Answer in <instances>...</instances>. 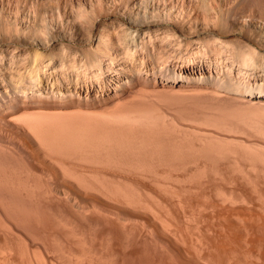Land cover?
<instances>
[{
	"label": "bare ground",
	"instance_id": "6f19581e",
	"mask_svg": "<svg viewBox=\"0 0 264 264\" xmlns=\"http://www.w3.org/2000/svg\"><path fill=\"white\" fill-rule=\"evenodd\" d=\"M35 1L38 0H14L13 14L19 11L22 2L25 4L30 3L31 7H34L33 4ZM43 1L44 0H41L42 5L44 3ZM10 2L12 1L0 0L1 35L4 34L6 27L14 28L13 26L8 25V14H2L4 10L11 8ZM160 2L164 3L163 8H160V6L157 5ZM166 2L167 0H126V8L132 15L127 21L128 26H124L123 23H120L122 28L120 29L121 32L119 31L117 37V44L123 45L124 49L126 50V54H129L130 51H133V48H135L136 51L139 44V50H141L140 60L142 59L141 61L138 60L139 63L135 62L133 64V62H131L130 65L132 66L129 68V74L125 73L123 76L120 71H118L115 67H112V65H114V63L119 59L117 58L118 52L114 47V43L116 41L110 38L112 33L109 31V29H104V33L101 37L102 39L98 42L96 47L90 46L83 52L81 50V56H83L81 59L83 58V63L80 64L86 68L88 66L92 67V65L93 67L95 66V68H98L99 74L94 72L95 70H92V73L93 75L98 74L99 77L96 75V79L100 78L99 87H101V91H104L103 94H96V96L92 98L94 104L98 107L104 108L116 104L115 108L107 111L100 110L99 112L96 110L98 113L72 112L63 114L57 111H35L37 107L47 108L49 104L61 109L62 105L67 103L66 101H74L76 97L78 98L80 95L78 94V90H73V88L69 86V84H71L74 80L72 81L70 77L63 75L67 79L62 76V80H66V82L69 84L65 85L66 88L62 90V83L61 80H58L59 78L55 79L59 81V84L57 81L56 84L52 80L51 86L47 87L46 84L38 86L40 84L38 78L40 77L36 75L34 78L31 76V80L29 79L31 82L29 81V83H32V85L30 84L29 89H26L25 86L18 87V85H14L12 82L13 79H11V83L9 81L10 79L8 80L6 76L0 74V132L3 130L2 126L6 123L5 121L9 123L13 122L16 129L14 133L20 145L26 144L27 147H30L33 150H37L39 152L41 151L42 153L45 152L44 154H59L56 155V158L61 160L60 162L55 158V155H53L54 157H51L50 155L49 156L53 158L52 160L55 158L56 161H58V167L60 166L58 168L59 170L64 166L61 168L62 171H60L61 173L63 172L62 174L66 172L65 174H70V176L67 175L69 178L73 176L71 179L72 181L75 179V187L78 190H83L84 192L93 191L95 194L96 191L97 194H100L101 192L104 194V198L106 197L105 195H107L110 197L109 199H114V203H123L122 205H128L129 208L134 207L135 209L140 210V212H146L147 214L145 213V216L148 215L152 220L157 222L156 227L158 225L161 230L169 232L168 234H171V237L174 240L175 238L173 236L178 238L175 240V243L177 240H179L178 243L183 245L184 243H187L186 241H188L189 237L190 241H195L197 236L195 237L194 235L195 239H191L192 237L191 234L189 235V233L196 232V235L199 234L200 237H203V235L204 237H206V235L209 237V235H211L210 238H206V240L210 239L208 240V243L201 242L202 237H198V239L200 238V243L196 240L197 242L195 241L190 244L191 242L189 241L190 246L188 244L187 247L192 249L195 244L197 248H194L197 250L195 251L194 249V252L192 249V253L194 252L193 254H195L198 251V246L200 245L199 251H203L204 255L209 257V262H207V264L210 263V261V264H212L214 261L215 263L220 261L223 262V260L226 259V256L228 257L232 254L234 257H231V255V259H226L230 262L232 258L239 257L240 254L237 253L238 256H236V252L242 251L243 253V251H246V246L244 244H248L250 248V244L255 245L256 247V242L259 244V246H257L259 249L256 248L257 251H255L256 255L258 256L249 254L252 253V251H250L248 247L247 249H249V253L247 251V255L249 257L252 256L256 258L257 261L254 262L255 260H251V257H245L249 258L252 264H264V125L263 121L261 120L264 115L255 114L257 113L256 110L258 109L253 108V105H251L253 109L252 111L251 106H249V102L252 104L262 100L263 98L261 97L262 99H259V97L264 95V93L261 94L262 91H260V89L251 85L243 86L246 85L245 80L249 78L247 77V74L251 68L247 69V74V70L244 71V69L250 66L253 68L252 63H254L253 65L255 66V63L257 62V60L254 62L256 57L255 55L258 57L256 59L260 60V56L264 54L262 51L259 53L255 47L254 49L252 47H248V45H243V50H241L240 47L241 51L239 50L240 53L238 51L237 55L239 54V59L242 61L240 62L243 64V66H246L243 68L241 66L242 64L240 63V65L238 62V66L241 67V69L243 68L242 70L246 74L244 77L241 75L243 79L245 78L243 82L245 84L242 83V86L239 85L241 84L239 81L233 80L234 82H231L234 76L232 77L230 75V80L227 76L230 73H226L223 68H221L222 74L220 73L217 75H215V73L213 74L212 72H207L208 70L206 69L198 70L196 66L199 64H196L195 62L196 50L192 49L193 46L196 44H203V47L201 48H205V41L208 39V37L210 39L212 38L213 40L217 38L219 39L220 37L216 32L209 30L205 32V35H203L202 38L206 36L204 39H200V36V38L190 41L187 40L184 36V33H180L179 30L174 27V25L171 27H156L155 29H151V24L160 23V20L161 22H168V19L172 17H178V19L181 20L184 19L183 16L180 18V14H170L171 6H168ZM199 3L200 6L206 11L208 8H210L208 0H199ZM249 3L255 4L258 8L242 10V16L255 18L258 17L257 12H261V14L264 13V0H249ZM47 7L49 10H51V5H48ZM167 7L169 10L166 9ZM215 15L219 16L218 14ZM214 23L224 26L225 19L223 17L221 20H217V22L213 21V24ZM11 24L14 25L13 21ZM22 30H25V32L30 34H34L36 32V27L34 23H32L26 27H23ZM156 32L163 33L164 37L168 38L165 44V46H167L166 50L157 51L152 39L154 37L152 35L156 34ZM137 36L140 38L139 41H136ZM210 39L207 40V43ZM211 40L209 42H211ZM213 42L216 43L215 40ZM219 42L224 43L225 41L219 39L218 43ZM198 50V53L202 52V50L204 52H202L203 54L207 53L206 48ZM229 50L232 51L231 49ZM185 52L187 53L185 54ZM167 53V58L175 56L180 58L182 60L183 67L177 69L175 68L174 64L173 66L166 64V59H163V54ZM48 54L55 55L56 53L54 54V52H48ZM48 54L47 58H50V55ZM66 54L67 53H65V55ZM232 54V52H229V55L232 56ZM259 54L261 55L259 56ZM16 55H13V57ZM65 55L63 54L62 57L64 58ZM63 58L61 59V66L64 64V62H62ZM263 58L264 56H262L261 61L264 60ZM18 59L16 60L18 61ZM149 61L153 62L151 63ZM71 64V67H74L73 65L75 64ZM80 64L78 65V68H80ZM206 65L208 66L210 64L206 62ZM75 67H77V65H75ZM83 67L81 68L86 70V68ZM217 67L219 68V66ZM227 67H230V65H227ZM227 67L226 69L232 72V69H230L232 65L230 68ZM75 69L78 70L77 68ZM241 69H237L239 73L241 72ZM85 70L84 72H81V70L80 73H77V71L75 74L80 75L82 73V75H85L83 73L90 72ZM111 72H114L113 76H115L118 81L115 83L113 89L109 90L107 89L106 82L109 80V74ZM238 72V75L243 73L241 72L239 74ZM120 73L122 75H120ZM77 75L76 78H78ZM225 76H227L228 80H226ZM241 76L235 77H237V79L239 78L240 80ZM86 77L84 79L78 78L75 80L78 83L79 79H83L84 82ZM164 78L166 80L168 79L167 81H169L171 85L179 84L181 91L185 92L198 90L196 89L198 86H201V89H205L206 87L208 88L209 86H212L214 89L216 86L215 91H219V88L217 89V87H221L220 90L225 89V93H228V97L225 93H218H221L220 96H226L229 98V100L231 99L232 102L230 105L233 108L238 103L242 102L243 104L244 102L246 103L248 101L247 103L249 108L246 109L247 103H244L243 107H246L244 108V111H252L254 114L252 112L249 114L243 112L242 105L239 104L237 105L238 109L236 108L239 110V112L237 111V114L232 109V113H230L231 111L228 112L229 115L231 114L230 117L225 115V111V113H222L224 101H222L223 103L221 102V100L224 99H220V96H218V98L222 104L218 103V99V104L214 102V104L212 103L213 106L211 104V107L209 106L204 108V111H207L209 108H211V110L209 109L211 112H209V114L211 115V118L213 117L212 119L209 118L210 115H207L208 111L206 113L201 111L205 116H208L205 117L203 114H201V112L199 113L201 109H198L197 115V109L194 110L193 107H189V109H193V112L191 111L189 113V119L191 121L198 123L202 119V121H204L206 118L211 121L214 119L213 121L217 120L215 122L224 124V129L234 133L245 134V136L226 137L218 134L216 135L213 133H207L199 129H191L190 131V129H186L178 124L175 126L167 125L168 121H166L164 117L170 116V114L162 110L143 107L124 108L122 103L123 100L132 95L133 93L131 92L133 91H136V94L133 97H135L137 100L149 98L154 100L159 98L160 96L158 91L161 87L160 82ZM47 79L48 82H50L48 77ZM243 79L241 78V80ZM19 81H21V79ZM227 81L229 82L227 83ZM14 82L15 84L18 83L16 81ZM54 83L55 86L53 85ZM204 85L207 86L204 88L202 87ZM254 88L258 89V91H254ZM77 89L79 88L77 87ZM143 90H150V93L147 92L145 94V91L142 92ZM153 91L157 92L158 94L155 92L154 94ZM222 91L224 92V90ZM191 96L192 94H188L186 100L188 99L189 101L188 97L191 98ZM215 96L217 98V95ZM241 96L247 97V99L245 98L247 101H244ZM231 97H235V100ZM82 99L83 98L80 100ZM238 99H240V101H236ZM256 99L259 100L254 102ZM179 102L180 101L176 102V107L178 104L180 105V103H182ZM188 103H190V101ZM235 103L236 105L233 106ZM180 106H178V108L175 106L174 108L171 107V110L177 111L181 109ZM238 106H241V108ZM206 108L208 109L205 110ZM250 114H253L254 117ZM257 117H259V120L262 121H260L262 124L258 122ZM61 155L65 156L59 159ZM66 156L72 157L70 158L71 160L73 159L72 164H79V166L73 165L76 167L74 168L71 164V161L68 163L70 160L69 158V160H65ZM62 159L66 162L68 161L67 164L71 165H63L66 162H64ZM74 159L76 161L78 160V162H76ZM74 161L76 163H74ZM84 162H86L85 164L88 163L89 166L84 167L82 165ZM4 166L1 162L0 167ZM4 168L6 169V166ZM4 168H2L3 172H5ZM104 168H109V170H105ZM2 169L0 168L1 172ZM7 171L12 172V170L8 169L3 174L4 176L7 174V179H9V172L7 173ZM1 172L0 174L3 173ZM11 172L10 174L15 175L14 172ZM3 175H0V190L4 188L16 191L15 188L20 185L18 184L19 181L17 180L18 176H16V180L18 182H14L16 181L13 179L14 176L11 177L14 180V184L16 183V186L13 184V182L11 183L12 179L6 180L5 178L3 181ZM6 183L10 184L7 186ZM26 183L27 182H24L25 185H21L22 188L25 189V195L28 196L33 192V188L31 184L29 186L28 183ZM73 186L74 184L72 187ZM75 187L73 188L74 191ZM64 191L65 190H63V192ZM68 193L70 194L68 195ZM2 194L0 196V202L3 206L1 205L0 207L3 209V211L5 210V215L9 214L7 215L9 218L12 216L13 219L11 220H15V222L18 220V216L20 215H23L24 218L25 214L26 218V215L29 212L25 209H19V207L17 208L16 206L11 207L9 205L11 204V201L7 199L10 203H8V201L6 202L5 196ZM65 194H67V197H70L71 192H64V196L66 197ZM91 195L93 196V193ZM92 205L94 206V204ZM94 208H96L98 211L97 207L94 206ZM135 209L133 211H136ZM7 216L6 218H8ZM19 219L24 221L21 217ZM148 219L149 218H147V220ZM136 224L139 226V223ZM152 226L154 227L155 224L153 225L152 223ZM140 227L143 228V224ZM145 228L149 230L151 226H144V229ZM238 231L242 232L239 234L241 236L240 238H242V236L243 238H246L244 235L249 236H247L249 238L247 240H251L253 237L256 238L257 240L254 242L255 244H253L252 240V243H244L245 239H243L244 241L240 240L241 242L237 240L238 237L235 238L237 235L234 234H237ZM243 233L244 235H241ZM214 234L217 236L219 235L220 237L229 234V240L230 238L235 241L237 240L235 243L236 246L233 245V242L235 241H230L232 245H228L226 248L225 244L229 242L227 239L228 236H225L228 241H225V244L223 243L224 245H222V242L226 240L223 238L224 236L221 237L223 238V241L219 243L221 239L220 241L218 238L215 239L214 237L217 236H213ZM230 235L232 237H230ZM187 236L188 238H186ZM233 236H235V239H233ZM211 239H213V242L214 240H217L214 242L215 244L219 241L217 243L219 246H214L215 244L211 241ZM203 240L206 242L205 239ZM180 241H182V243ZM209 241H211L214 245L212 244V246ZM237 242H240L238 245L243 242L241 245L245 246H242L245 250L243 248V250H240L239 248H241V245L238 246ZM197 243L199 245H196ZM185 245L187 246V244H184L183 246ZM220 245H222V247L225 246L224 249L226 248L227 251L228 247L230 251L231 246H235L234 248H237L238 250L236 251L235 249V252L231 247V250L235 255L233 253H228L225 254V256L223 254L227 253V251L224 250L226 251L224 252ZM251 247L253 248V246ZM33 248L34 247H32V250ZM252 248L251 250H253ZM26 249L27 248H25L24 253L27 255L30 251L29 249ZM36 249L37 248H34V250ZM2 250L3 249L0 250V253L3 257L2 253L5 251ZM34 250L31 253L34 252L33 254H39V249H37V252ZM137 252H139L138 254H141V251L137 250ZM222 252L224 253L222 254ZM244 253L242 254L243 256L245 255ZM37 254H35L37 256L36 259H34L35 255L33 258V256H30V253L25 256L28 257V261L30 262H33L34 259L36 264H42V262L44 264L47 262V260L44 262L46 257L44 256L43 252L41 253L43 254L42 257L41 254L39 255L41 257L40 260H38L39 256ZM200 254L201 253L198 252L195 255L202 257L203 254ZM253 254L255 253L253 252ZM195 255L194 257L199 260V257H196ZM29 256L32 258L31 260ZM215 257L217 259L221 257V260L218 259L217 261V259L215 260ZM223 257L225 259H223ZM245 257L242 258L245 259ZM206 258L203 259L202 257L201 261L203 260L204 262ZM210 258L214 261H212ZM242 258H238V260L241 261ZM244 259V262L239 261L240 264H244L245 262V264L250 263L248 261L249 259H245L246 261ZM54 260L52 259V261ZM52 261H49V263L53 264L56 262ZM227 261L226 263L229 264ZM233 261L236 260L233 259ZM233 261L230 263L235 264ZM222 262H220V264L224 263Z\"/></svg>",
	"mask_w": 264,
	"mask_h": 264
},
{
	"label": "rangeland",
	"instance_id": "374dc122",
	"mask_svg": "<svg viewBox=\"0 0 264 264\" xmlns=\"http://www.w3.org/2000/svg\"><path fill=\"white\" fill-rule=\"evenodd\" d=\"M11 1H12L10 2L11 8H8L2 12V14L5 15L8 14V18H9L8 25L13 26L14 28L6 27L4 34L1 35L0 33V74L6 76L8 80L10 79L9 80L10 82L11 79H13L12 82L14 85H18V87L25 86L26 89H29L30 84L32 85V83H29V81L31 80L30 79L31 76H33V78L36 75L40 77L38 78L39 79L38 81H40L39 82L40 84L38 86L46 84V86L48 87L51 86L52 80L55 83L57 81L58 84L59 81L61 80L62 90L66 88L65 85L69 84L66 82V80L65 81L64 79L62 80V78L65 76L70 77V79L74 81L73 82L71 81L73 84L71 83L69 84V86H71L73 90L75 89L78 90L79 92L78 94H80L78 97L79 100L76 97L74 101H66L67 103L63 104L61 109L49 104L47 108L35 107L36 108L35 111H50V112L57 111L63 114L72 113V112L98 113L100 110L107 111L115 108L116 104H113L106 108L98 107L94 104L92 100V98L95 97L96 94L99 95L101 93L103 94L104 92L101 91V87H99L100 78L99 79L97 78L98 80L96 79V75L97 77H99L98 68H95V66L93 67V65L92 67L88 66L87 68L84 66L86 68V70L84 69L85 71L88 72L90 71L92 73L95 70L94 72L98 73L96 75L95 74L93 75V73L91 74L89 72L91 74L90 77H89L90 74L87 72H86L87 75L86 73H83L85 75H82V73L80 75L79 74L77 75L75 73L80 69L82 70V71L80 70L81 72H84V70L81 68L83 67V65L80 64L83 63V58L81 59V57H83L81 56L82 55L81 50L83 52L86 49H88L90 46L96 47L98 42L102 39L101 37L104 33V29H109V31L112 33L110 35V38L116 41L114 43V47L118 52L117 58L119 60L115 62L114 65H112V67H115L124 76L125 73L129 74L130 72L129 68L130 66H132L130 65L131 62H133L134 64L135 62H138V60H140L141 50H139V44L137 46V50L135 51V48H133V51H130L129 54L125 53L126 50L124 49L123 45L117 44L118 43L117 37L120 29L122 28L120 23H123L124 26L125 25L128 26L127 21L129 18H131L132 15L130 11L126 8L127 6L126 0H46V1L44 0L43 5L41 4V0H38L34 2L33 4L34 7H31L30 3L25 4L24 1L22 2L19 11L15 14H13L14 0ZM163 4L164 3L160 2L157 5H159L160 8H163ZM166 4H168V6H171L170 14L172 13L180 14V18H182L183 16L184 19L181 20L178 19V17L177 18L172 17L168 19V22L166 21L161 22L160 20V23L151 24L152 27L151 29H155L156 27L158 28L171 27L174 25V27H176L180 33L183 32L185 38L190 41L196 40L200 38V36H201L200 39H204L206 36L202 38L203 35H205V32L209 30H211L212 32L213 31L216 32L217 35L220 37L219 39L225 41L224 43H220V42L218 43L219 41L218 38L214 39L216 42L214 43L213 42L214 40L211 38L213 40L212 41L208 37V39H210L211 42H209L210 41L209 40L207 43L208 39L206 41L204 40L206 43L204 44L207 52L205 54H203L204 53L203 50H202L203 53L199 52L200 53L199 54L197 52L199 51L198 49L200 50L205 49V48H201L203 47L202 46L203 44H199V45L196 44L193 46L192 49H195L196 52L198 53L197 54L195 52L196 54L195 62L196 64H199L196 66V68L198 70L206 69L208 70L207 72H212L213 74L215 73V75L220 73L222 74L221 68H223L226 73H230L227 75L228 78L230 75L232 77L234 76L231 82H234L233 80L239 81L241 83L239 85L241 86L245 79V78L243 79V77L246 76V74L248 73L247 69L251 68L249 69V73L247 74V77L249 78L245 80L246 85L243 86L251 85L255 88L260 89V91H262L261 94L264 93V60L261 61V58L264 55L259 54V56L261 55L259 58L260 60L256 59L258 57L257 55H255L256 57L254 59V62L256 60L257 62L255 63V66L253 65L254 63H252L253 68L251 66L248 68L245 65L243 66V64L241 63L242 61L239 59V54L237 55L238 51L240 50V47L241 50H243V45L246 46L248 45V47H252V48L255 47L259 53L262 51V53L264 54V19H263L264 13L261 14V12L260 13L257 12L258 17L255 18H248L242 16L241 13L242 10H250V9L258 8L255 4L249 3V0H208V4L210 8H208L207 11L200 6L199 0H167ZM48 5H51V10H49V8L47 7ZM166 9L169 10L168 7ZM215 14H218L219 16ZM223 17L225 19L224 26H221L220 24L217 23L213 24V21L217 22V20H221ZM12 21L14 25L11 24ZM32 23H34L36 27V32L34 34L25 32L26 29L22 30L23 27H26ZM152 36H154L152 39H153V43L157 48V51L159 50L162 51L167 49V46H165V44L168 38L164 37L163 33L156 32V34H153ZM139 40L140 38L139 36H137L136 41ZM229 49H231L232 51H230ZM48 52L49 53L54 52V54L55 53L56 54L51 55L48 54ZM229 52L233 53L232 56L229 55ZM65 53L67 54L65 55ZM186 53L187 52H185V54ZM12 54L13 55L17 54L18 57L17 55L13 57ZM47 54L50 55V58H47L48 57ZM63 54L65 55L64 58L62 57ZM167 55L168 53L163 54V59H166V64L171 66H173L174 64L175 68L177 69L183 67L182 60L180 58L176 56L167 58ZM62 58H63L62 62H64L65 64V65L63 64V66H61ZM16 59H18V61ZM149 62L152 63L153 61H149ZM206 62L210 65L207 66ZM238 62L239 64L240 63L242 64L240 65L243 68L246 67V69H244V71L247 70L246 74L245 72H243L242 70L243 68L241 69V67L238 66L239 65ZM71 63H74L75 65H77V67H75V65H73L74 67H71L72 66ZM79 64L81 65L80 68H78ZM227 65H230V67L232 65V67L231 68L227 67ZM217 66H219V68ZM226 67L232 69V72L228 71ZM75 68H77L78 70H76ZM237 69H241V72L243 73L240 72L241 73L240 74ZM80 71H78L77 73H80ZM237 72L240 75H238ZM121 73L120 75H122ZM76 75L78 78L84 79L86 76L88 78L86 77L84 82L83 79H79L77 83V81L75 80L78 79L76 78ZM113 75L114 72H111L109 74V80L106 82L107 89L109 90L113 89L115 83H117L118 81V79ZM227 76H225L226 80H228ZM235 76L238 77L241 76L243 80H241V78L239 80V78L237 79V77ZM47 77L49 78L50 82H48ZM66 77L65 79H67ZM20 79L21 81H19ZM55 79H58L59 81ZM87 79L90 80L88 81ZM162 80L160 82L161 87L158 91L160 96L159 98H156L154 100H152L151 98L137 100L135 97H133L136 94V91H133L131 92L133 93L132 95L128 96L123 100L122 103L124 108L143 107L149 109L162 110L170 114V116L164 117V119L168 121L167 125L175 126L178 124L186 129H190V131L191 129L192 130L199 129L207 133H213L216 135L218 134L226 137L245 136V134L234 133L232 131H228L224 129L225 125L219 122H215L217 120L213 121L214 119L211 121L208 120L207 118L206 119L204 118L205 119L204 121H202L203 120L202 119L201 120L202 122L200 121L198 123H195L189 119V113L193 109L194 110L197 109L196 110L197 115H198V109L199 110L201 109L199 113L201 111H203L204 113L208 111L207 115L209 116L210 115L209 112L211 108H209L210 110L206 108L205 110L208 109L207 111H204V108L209 107L212 103L214 104V102L217 103L218 102L217 100L219 99L218 96H220L221 93H225L226 92L225 89H222L224 90L223 92L222 90H220L221 87H217V89L219 88L218 89L219 91L217 90L215 91L216 86L214 87V89L212 86L205 88V86L207 85H212V84H207L202 86L205 89L203 88L201 89L200 88L201 86L200 87L198 86L199 88L198 87L196 88L198 90L185 92V91H181L179 84L171 85L170 82L167 81L168 79L166 80L164 78ZM14 81L16 82L19 81V82L15 84ZM228 82L229 81H227V83ZM55 83L53 84L54 86ZM77 87L79 89H77ZM258 89H255L254 91H258ZM144 91L145 90H143L142 92ZM147 92L150 93V90L149 91L146 90L144 93L146 94ZM154 92L155 91H153V93ZM214 92L216 93L221 92V93L216 94ZM188 94H192L193 96V97L191 96V98L188 97L190 103H188L189 102L188 99L186 100ZM215 95H217V98ZM226 96L228 97V93L226 94ZM225 97L220 96V99L221 98L224 99L221 100V102L224 101V104L222 106V111H223L222 113L226 112L225 115H228L230 117L231 114L229 115L228 112H230L232 109L237 114V111L239 112V110H237L238 109L237 105L239 104L242 105L243 112L248 111V110L244 111V108L246 107H243L244 106L243 104L245 102L243 104L242 102L241 103L237 102L238 103L237 105L236 103L233 104V106L236 105L234 109L230 105L232 100L231 99L229 100V98L227 97L225 100ZM81 98L83 99L80 100ZM231 98L234 99L235 97L234 98L231 97ZM241 98H243L244 101H247L245 100V98L247 99V97L241 96ZM260 98L262 100H260L259 102H255ZM220 99L218 103H221ZM259 99L254 100L255 103L252 104L249 102L250 104L249 106L253 105V108L258 109V110L254 109L257 111V113L255 114L264 115V95L260 96ZM185 100L188 102H186ZM175 101L182 102V103L179 102L181 106L179 104L178 106H180L181 109L177 111L171 110V107L174 108V106L176 107L177 105ZM236 101H240V99ZM178 106L176 108H178ZM189 107L191 108L193 107V109L191 110L189 109ZM238 107L241 108V106ZM248 108L249 107L247 103L246 109ZM233 111H231L230 113H232ZM203 112H201V114H203ZM251 112H246V113L249 114ZM253 114L250 115L253 116ZM209 118H211V115L209 116ZM257 118H258L257 119L258 122L261 123L263 121V125H264V117L263 118L261 117L262 121L259 120V117ZM5 122L7 124L6 123L3 124L2 126L3 130L0 132V166L2 162L3 166L4 165L6 166V169L4 168L5 166L0 168L1 169L4 168L5 172L6 170L11 169L15 175L10 174L11 171H7V173L9 172L8 178L12 179L11 177L14 176L13 179L16 180L17 179L16 176H18L17 180L19 181L18 184L20 185H18L17 188L14 187L16 191L2 188L0 190V196L3 193L4 195L3 194L2 195L5 196L6 202L8 200L11 201V204H9L11 207L16 206L17 208L19 207V209L27 210L29 213L28 214L26 213L27 214L26 218L24 214L25 220L23 218V215L18 216V220L16 221L17 222L16 223L15 220L13 221L11 220L13 219V217L10 215L11 217L9 218V216H7L9 214L5 215L6 214L4 212L5 210L3 211V209L0 207V210L3 211V212L0 211V250L3 249L2 251H5L4 252L5 254L2 253L3 257L0 253V257H1L0 264H29L30 261H28L29 259L26 256L30 253V256H33L34 258V255L37 254V253L33 254L34 252L31 253L34 250V248L39 249V254H37L38 256L42 252L44 253V256L47 258V259L45 258L44 262H46L47 260L46 263L48 264H50L49 261L51 262L52 259L53 260L55 259L54 261L58 262L56 263L52 261L54 262L53 264H62V263L64 264H207V262H209L208 261L209 257L204 255L203 251H199L200 245L198 243L196 244L199 245L198 251L196 253L199 252L203 254L205 256L204 257L202 255L203 259L207 257L205 259L206 262L205 260L204 262L203 260L201 261L202 257L201 256L199 257L198 256L199 254L198 255H195L196 253L193 254L197 250L195 249L197 248L195 244H194L195 248L191 247L193 251L195 249L193 253H192V249L187 248L190 242H191L190 244H192V242H195L197 240L200 243V238L202 236L200 237L199 234H198L199 236L196 235V232H194L195 234L189 233V235L191 234L192 237L191 239L193 238L195 239L196 236L197 238L195 241L194 240L190 241L189 240L190 237L188 238L189 236L188 235L186 237L188 238V241H186L187 243H184L187 244V246L185 245L186 246L185 247L183 246L184 244L182 245L178 243L179 240H177V242L175 243V240L178 239L176 236H173L175 238L174 240L171 237L172 235L168 234L169 232L165 230H161L158 227V225L156 227L157 222L152 220L148 215L145 216L144 214L146 212L145 213L144 211L140 212V210H137L134 207L129 208L128 205L125 204H124L125 206L122 205L123 203H119V202L114 203L113 201L114 199L112 198L109 199L110 197H108L107 195L105 196L108 198L106 197L104 198L103 196L104 194H102L101 192L100 195L97 194L96 191L97 194L96 196L95 192L93 191L84 192L83 190H78L75 187V183H74L76 182L74 181L75 179L73 178L74 179L73 181L71 179L73 176L69 178L70 174H65L66 172L62 174L63 172L62 173L60 172L62 171L61 168H63L64 166L61 167L60 170L58 169L60 166L58 167L57 162L58 161L60 162L61 160H58L56 158V155L59 154H52V155L49 153L44 154L45 152L42 153L41 151L39 152L37 150H33L30 147H27L26 144L20 145L14 133L16 131L15 124L13 122L11 123L7 121ZM49 155L51 157L55 155V158L58 161H56V159L54 158V160L56 161L55 162L54 160H52L53 158H51ZM64 156L65 155L63 156L61 155L59 159H61ZM66 157L65 160H67L68 158L69 159L72 158V157H67V158ZM70 161L72 164L73 159L72 160L70 159L69 162L68 161L67 162L70 163ZM75 161L74 163L78 162V160L76 162ZM67 162L63 165L65 166L68 165ZM85 163L86 162L82 163V165L84 167H88L89 164L88 163L85 164ZM73 165H77V164H72V166ZM77 166H79V164ZM104 169L109 170V168H104ZM5 172H3L0 175L2 176ZM5 176L3 175L4 178L1 177L2 180L5 178L6 180H9L7 179V174H5ZM13 179L11 183L14 181ZM17 180L14 182H18ZM24 182H27L29 186L31 184L33 188V192L28 196L25 195V189L22 188V185H25ZM9 184H7V186ZM73 184L74 186L72 187ZM14 185H16V183ZM74 187L77 194L73 190ZM63 190H65L64 192L67 191L71 192L70 197H67V194H65L66 195L65 197ZM91 192L93 193V196L91 195L92 194ZM69 194L70 193H68V195ZM8 203L10 202L8 201ZM92 204H94V206L97 207L98 211L96 210V208H94ZM1 205L2 204L0 202V206ZM134 209L136 211H133ZM6 216L9 219L6 218ZM20 217L24 221H21V219H19ZM147 218L149 219L147 220ZM136 223H139V226ZM152 223L153 225L155 224L154 227L152 226ZM142 224H143V228L140 227L142 226ZM144 226L145 227L151 226V228L147 230V228L144 229ZM240 233L242 232L238 231L237 234L233 233L234 235H237L236 237L233 236V239L237 237H238L237 240L239 241L245 239V241L243 240L244 243L247 242L250 243L252 240L253 244H255L254 242L257 240L256 238L250 236L253 238L252 239L250 238L251 240H247L249 239L248 238L249 236L244 235V233L241 235L246 236V238L245 237L243 238V236L242 238H240L241 237L239 235ZM231 235L230 237H232ZM210 236L211 235L207 237L206 235V237H204L203 235L202 240L203 239L206 240V238H210ZM213 236H217V235L214 234ZM218 236L214 238L215 239L218 238L219 241L221 239L220 242L218 241L219 243L223 241V238L226 239L225 236L226 237L228 236L227 239L229 238V234L223 235L224 237L221 236L223 238H221L220 236L219 238ZM198 237L200 238L198 239ZM213 239H211V241ZM227 239L222 242V245L225 244L224 243L225 241L229 240ZM202 240L201 242L208 243V240L210 239H207L206 242ZM211 241L209 242L212 245L217 240H214V242L212 241L213 243ZM230 241L233 242L235 240H232L230 238L229 242H227L228 244L227 243H226L227 245L225 244L226 248L228 245L229 246L232 245ZM236 241L233 242L234 243L233 245L235 246H236L235 244ZM180 242L182 243V241ZM240 242H237V245ZM217 243L216 244L214 243L215 245L214 244L213 245L219 246V244ZM256 243L258 244V242ZM257 244L256 247L255 245L250 244V248L248 244H247L248 246L244 244L246 247L243 245L241 246L238 245L241 247L239 248L237 246L240 250H243L244 249L243 247H245L246 251H243V253L244 252L246 253H244L245 254L244 256L242 255L243 254L242 251L239 250L240 252H236L238 249L234 248L235 246L233 247L231 246V247L233 251H235L236 249L235 251L236 256H238L237 253H239L242 257L245 256L247 257L248 256L247 251L249 253V249L250 251H252V253L249 254L253 256L256 255L255 252L257 251L256 248L259 249V247H257L259 246V244L258 245ZM222 245H220V247L223 248V251L224 250L227 251L226 248L224 249L225 246L222 247ZM251 246H253V248ZM32 247H34L33 250ZM231 247H230V251H232ZM247 247L249 249H247ZM25 248H27L26 250L29 249L30 251V252L28 251L29 253L27 255L26 253H24ZM251 248L253 250H251ZM37 249L34 251L37 252ZM137 250L141 251V254H138L139 252H137ZM228 251H229V247H228ZM228 251L227 253L222 252V254L224 253L223 255H225L228 253L230 254L233 253V251L232 252L230 251L228 252ZM253 252L255 254H253ZM51 255L54 257H52ZM194 255L196 257L198 256L199 260L196 259ZM231 255H229L228 257L225 255L226 259L228 260V258L231 259V257H234L233 255L232 256ZM240 255L237 258L235 257L236 259L232 258L231 261H233V259L236 260L233 261L235 262V264L237 263L240 264L241 261L244 262L243 261L244 258H242ZM30 256L29 258L31 260L32 258ZM42 256L43 254H41V257ZM41 257L39 256L38 260H40ZM246 257L245 259H249L251 257L250 258L251 260L254 259L255 260L254 262L257 261V259L252 256L250 257L248 256L249 258ZM36 258L37 256L35 255L34 259ZM238 258L239 259L242 258L241 261L238 260ZM34 259L33 262H30V264L35 263ZM216 259L217 258L215 257V260ZM223 259L225 258L223 257ZM226 259L223 260L224 263L222 261L220 262L225 264L227 261ZM250 259L248 260L249 262ZM220 262L218 263L216 262V263L220 264ZM230 262L229 264L232 263ZM213 263H215V261L212 262V264Z\"/></svg>",
	"mask_w": 264,
	"mask_h": 264
}]
</instances>
